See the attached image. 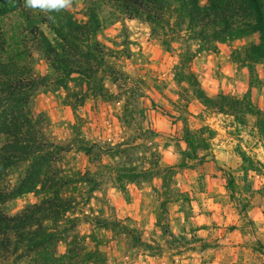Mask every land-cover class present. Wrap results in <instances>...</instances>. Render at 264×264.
<instances>
[{"label": "rangeland", "instance_id": "1", "mask_svg": "<svg viewBox=\"0 0 264 264\" xmlns=\"http://www.w3.org/2000/svg\"><path fill=\"white\" fill-rule=\"evenodd\" d=\"M87 6L88 0H74L66 11L84 23ZM99 17L89 42L104 47L116 72L113 79L99 70L102 93L78 75L61 79L28 45L32 74L48 78L31 92L32 110L44 116L45 139L64 147L41 156L64 179L61 195L71 203L38 219L54 237L49 252L55 258L67 252L66 232L76 235L78 258L98 251V264H264V146L254 119L242 126L208 111L184 79L177 81L191 72L210 96L249 93L264 113V63L254 65L259 82L251 86L247 68L236 62L258 34L216 41L209 30L207 44L179 26L175 13L169 26L105 6ZM1 19L10 37L20 32L17 13ZM200 128L207 146L193 153L183 134ZM27 167L21 162L8 170L3 186H16ZM49 198L34 190L1 207L14 216ZM16 246V253L0 247L1 264H40L26 256L25 243Z\"/></svg>", "mask_w": 264, "mask_h": 264}, {"label": "trees", "instance_id": "2", "mask_svg": "<svg viewBox=\"0 0 264 264\" xmlns=\"http://www.w3.org/2000/svg\"><path fill=\"white\" fill-rule=\"evenodd\" d=\"M102 6L130 18L145 17L154 25L169 26V18L175 13L179 26L184 25L185 30L197 39L205 40L209 30H212L211 37L216 41H223L226 36L245 37L257 33L258 43L250 44L243 58L236 53V62L248 70L251 86L254 80L259 82L254 65L264 63V0H207L206 5H201L199 0H88L84 23L74 20L66 10L44 13L25 7V0H0V22L3 16L11 13H17L22 19L18 27L20 32L11 37L4 25H0V247L6 252L16 253V244L25 243L26 256H35L40 264H98L101 255L98 251L85 252L81 259L78 258L81 253L76 235L69 236L66 232L63 234L67 252L60 258L49 252L54 237L47 233L38 219L44 214L65 212L71 203L61 195V188L66 185L64 179L52 173L51 163L42 157L43 153L62 151L64 147L45 139L41 127L44 116L32 110L31 92L40 83L45 84L48 78H36L32 74L28 45L35 46L50 70L61 79L78 75L88 89L102 93L104 88L97 77L99 70L103 69L113 79L116 75L105 62L104 47L98 42H89L100 29ZM49 15L55 18L54 21L48 19ZM209 42L207 38L206 43ZM183 79L204 109L230 116L242 126L248 117L253 118L254 128L264 146V113L253 103L249 93L239 98L225 94L213 97L204 91L191 72L184 78L177 77L178 82H183ZM203 131L202 128L194 132L190 129L184 131L183 141L193 153L197 147L207 146L206 139L202 138ZM212 134L209 131V139ZM80 144L85 145L83 142ZM85 151L88 153L90 149L85 148ZM240 156L244 160V154ZM21 162L27 163L28 167L17 185L12 189L3 186L6 172ZM34 190L46 192L51 198L29 205L14 216H8L2 210V204L8 199ZM11 238L15 240L13 250Z\"/></svg>", "mask_w": 264, "mask_h": 264}, {"label": "clouds", "instance_id": "3", "mask_svg": "<svg viewBox=\"0 0 264 264\" xmlns=\"http://www.w3.org/2000/svg\"><path fill=\"white\" fill-rule=\"evenodd\" d=\"M74 0H25V7L32 10L39 9L44 13L60 12L73 7ZM49 20L54 21V17L49 15Z\"/></svg>", "mask_w": 264, "mask_h": 264}]
</instances>
